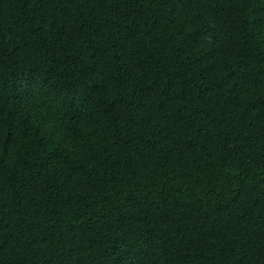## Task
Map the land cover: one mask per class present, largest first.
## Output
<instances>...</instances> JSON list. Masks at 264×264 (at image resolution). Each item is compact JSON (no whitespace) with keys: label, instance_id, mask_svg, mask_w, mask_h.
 <instances>
[{"label":"trees","instance_id":"16d2710c","mask_svg":"<svg viewBox=\"0 0 264 264\" xmlns=\"http://www.w3.org/2000/svg\"><path fill=\"white\" fill-rule=\"evenodd\" d=\"M0 264H264V0H0Z\"/></svg>","mask_w":264,"mask_h":264}]
</instances>
